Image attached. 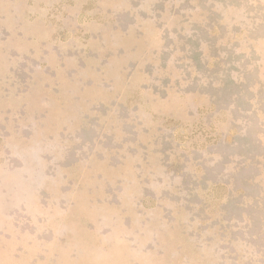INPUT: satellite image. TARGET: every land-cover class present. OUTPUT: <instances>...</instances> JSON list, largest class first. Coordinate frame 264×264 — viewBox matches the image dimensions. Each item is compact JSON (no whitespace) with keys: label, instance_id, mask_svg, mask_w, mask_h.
<instances>
[{"label":"rangeland","instance_id":"obj_1","mask_svg":"<svg viewBox=\"0 0 264 264\" xmlns=\"http://www.w3.org/2000/svg\"><path fill=\"white\" fill-rule=\"evenodd\" d=\"M0 264H264V0H0Z\"/></svg>","mask_w":264,"mask_h":264}]
</instances>
